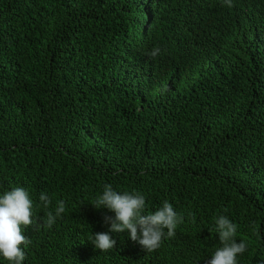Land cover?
<instances>
[{"label": "trees", "instance_id": "1", "mask_svg": "<svg viewBox=\"0 0 264 264\" xmlns=\"http://www.w3.org/2000/svg\"><path fill=\"white\" fill-rule=\"evenodd\" d=\"M104 184L184 222L155 251L127 231L100 251ZM16 186L41 225L66 203L25 229L23 264H207L218 215L239 264H264V0H0V194Z\"/></svg>", "mask_w": 264, "mask_h": 264}, {"label": "clouds", "instance_id": "2", "mask_svg": "<svg viewBox=\"0 0 264 264\" xmlns=\"http://www.w3.org/2000/svg\"><path fill=\"white\" fill-rule=\"evenodd\" d=\"M224 3L228 7L233 6V0H224ZM160 51L155 47L149 55L155 58ZM39 201L46 209L52 204V198L46 192L40 193ZM91 205L97 210L107 209L114 213L103 217L104 223L109 225L107 231L93 233L92 244L103 252L116 247L112 233L125 231L129 239L144 251H155L161 247L165 237H174L177 227L184 222L183 215L168 200H164L154 212H148L144 194L136 190L119 192L111 184H104L102 194L97 195ZM33 209L34 201L25 187L16 186L0 194V257L8 264H23L26 259L25 249L32 241L24 234L25 229L34 224L51 228L58 218H62L66 203L57 201L54 211L47 212L43 225L35 218ZM214 221L220 246L207 264H239L238 257L247 251L248 245L243 240L237 241L238 225L226 215H218Z\"/></svg>", "mask_w": 264, "mask_h": 264}]
</instances>
